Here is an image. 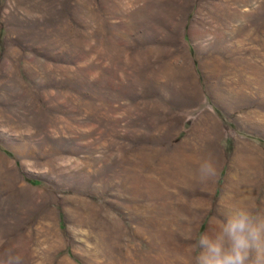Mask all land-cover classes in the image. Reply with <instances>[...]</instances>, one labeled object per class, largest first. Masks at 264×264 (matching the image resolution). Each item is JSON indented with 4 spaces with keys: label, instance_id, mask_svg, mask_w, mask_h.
<instances>
[{
    "label": "rangeland",
    "instance_id": "obj_1",
    "mask_svg": "<svg viewBox=\"0 0 264 264\" xmlns=\"http://www.w3.org/2000/svg\"><path fill=\"white\" fill-rule=\"evenodd\" d=\"M253 134L264 0H0V264H192Z\"/></svg>",
    "mask_w": 264,
    "mask_h": 264
},
{
    "label": "clouds",
    "instance_id": "obj_2",
    "mask_svg": "<svg viewBox=\"0 0 264 264\" xmlns=\"http://www.w3.org/2000/svg\"><path fill=\"white\" fill-rule=\"evenodd\" d=\"M216 174L211 160L201 164L202 181ZM220 217L196 237L192 264H264V214L237 204L224 207Z\"/></svg>",
    "mask_w": 264,
    "mask_h": 264
},
{
    "label": "crops",
    "instance_id": "obj_3",
    "mask_svg": "<svg viewBox=\"0 0 264 264\" xmlns=\"http://www.w3.org/2000/svg\"><path fill=\"white\" fill-rule=\"evenodd\" d=\"M253 136H254V138H256L257 140H259V142L264 143V139H263V138H261V137L255 135V134H253Z\"/></svg>",
    "mask_w": 264,
    "mask_h": 264
}]
</instances>
